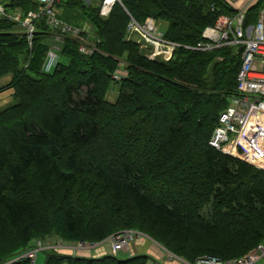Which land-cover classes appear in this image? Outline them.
<instances>
[{
  "label": "trees",
  "instance_id": "1",
  "mask_svg": "<svg viewBox=\"0 0 264 264\" xmlns=\"http://www.w3.org/2000/svg\"><path fill=\"white\" fill-rule=\"evenodd\" d=\"M2 1L23 16L37 7ZM99 4L58 3L61 20L87 23L82 35L94 51L84 55L66 37L47 71L51 29L36 21L30 46L19 25L0 16V78L10 75L4 88L12 89L0 109V264L54 231L91 244L136 231L190 264L241 258L264 242V170L208 143L235 94L241 47L195 48L206 27L237 11L226 0H121L101 16ZM262 8L264 0L249 6L244 25ZM148 18L167 21L164 37L179 44L168 61L127 37L131 19ZM69 250L37 255L45 253L44 264H148L139 253Z\"/></svg>",
  "mask_w": 264,
  "mask_h": 264
},
{
  "label": "built area",
  "instance_id": "2",
  "mask_svg": "<svg viewBox=\"0 0 264 264\" xmlns=\"http://www.w3.org/2000/svg\"><path fill=\"white\" fill-rule=\"evenodd\" d=\"M37 7L23 16V10L19 6L6 9L8 1L0 0V16H4L19 25L20 32L26 35L28 44L32 45L33 34L36 31L35 22L40 20L51 29L53 42L43 64L44 71L50 69L54 63L60 43L69 37L78 42V50L84 55H91L94 45L88 34H83L84 28H79L61 20L60 0H33ZM119 0H101L99 14L107 16L115 2ZM237 11L233 16L220 15L213 26H208L202 36L204 43H198L196 49L207 50L218 46L232 45L241 47L240 66L236 75V91L228 101L225 110L220 113L218 124L214 128L209 145L237 157L249 164L264 170V151L260 145H264V8L257 16L254 24L244 25L247 8L258 0H226ZM24 28V31L21 29ZM134 39L144 48L147 56L154 60L168 61L178 43L164 37L163 30L157 28L150 18L144 23H138L131 19L127 25V37ZM117 77V73L114 75ZM237 147L243 149L244 154L239 155ZM251 157H250V155ZM136 232V231H129ZM120 234V233H118ZM82 243V242H80ZM46 242H37L31 248L19 256L22 260L28 258L34 264L37 252L44 248L61 247ZM122 245L118 243L116 247ZM264 259V242L252 251L238 259L222 261L217 257L207 256L197 259L194 264H260ZM15 261V260H14ZM8 264V263H7Z\"/></svg>",
  "mask_w": 264,
  "mask_h": 264
},
{
  "label": "rangeland",
  "instance_id": "3",
  "mask_svg": "<svg viewBox=\"0 0 264 264\" xmlns=\"http://www.w3.org/2000/svg\"><path fill=\"white\" fill-rule=\"evenodd\" d=\"M21 31H24V28H22ZM137 37L138 36L136 34L132 36L133 39H136ZM116 88L117 86L115 85L113 88L109 89L108 94L106 95V97L109 100L114 101L116 97V92H115ZM236 149L238 150V153L240 156H242L245 152L243 151V149L239 147H237ZM260 149L264 151L263 144L260 145ZM263 159H264V156H263ZM46 241L60 242L61 247L70 249L68 252L76 253V254H85L86 256H92V258L100 257L102 256L101 254H111V253H117L118 254L117 256L119 258H128V255H132L137 252L141 255L148 256V264H154L152 262L154 259L158 261L157 264H162V263L163 264H190L186 262L184 259H182L181 257L174 254L173 252L169 251L162 244L153 240L148 235L144 233H140V232L131 233L129 232V230H125L124 232L120 234H117L115 232L109 235L108 237H106L104 240L100 242H95L92 244L88 242H82V243L77 242L76 243V242L64 240L58 231H54L48 237L37 239L35 243L46 242ZM118 243L122 245L120 248L116 247ZM23 254L24 252L1 264H7V263L11 264L12 262H14V260L16 261V264H22V262H18L19 261L18 257ZM45 257H46L45 253L40 251L37 255V259L34 262V264H44ZM99 262H102V260H99ZM261 263H264V259L260 261V264Z\"/></svg>",
  "mask_w": 264,
  "mask_h": 264
},
{
  "label": "crops",
  "instance_id": "4",
  "mask_svg": "<svg viewBox=\"0 0 264 264\" xmlns=\"http://www.w3.org/2000/svg\"><path fill=\"white\" fill-rule=\"evenodd\" d=\"M62 0H60L61 2ZM83 3L90 6H97L100 0H82ZM151 21L161 30H166L168 28V22L163 20H155L150 18ZM85 24V23H84ZM85 30L88 29L87 23L83 27ZM11 76L6 75L0 78V109L12 102V89L4 88L10 81ZM137 254V252H136ZM129 257V255H128Z\"/></svg>",
  "mask_w": 264,
  "mask_h": 264
},
{
  "label": "water",
  "instance_id": "5",
  "mask_svg": "<svg viewBox=\"0 0 264 264\" xmlns=\"http://www.w3.org/2000/svg\"><path fill=\"white\" fill-rule=\"evenodd\" d=\"M119 2H120V0H119Z\"/></svg>",
  "mask_w": 264,
  "mask_h": 264
}]
</instances>
